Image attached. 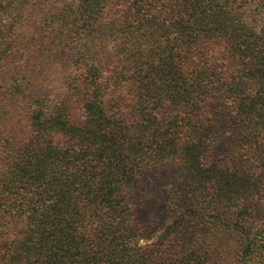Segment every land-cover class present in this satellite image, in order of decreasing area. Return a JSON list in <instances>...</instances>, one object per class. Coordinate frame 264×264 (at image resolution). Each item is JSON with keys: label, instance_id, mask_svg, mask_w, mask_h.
I'll return each mask as SVG.
<instances>
[{"label": "trees", "instance_id": "trees-1", "mask_svg": "<svg viewBox=\"0 0 264 264\" xmlns=\"http://www.w3.org/2000/svg\"><path fill=\"white\" fill-rule=\"evenodd\" d=\"M9 1L25 2L42 38L25 44L20 34L6 35L0 58V264H202L191 254L164 257V246L179 240L175 232L138 246L127 191L143 166L163 158L183 166L167 205L173 219L185 220L188 207L207 210L209 221L201 223L235 227L243 239L238 257L249 261L253 215L241 195L245 184L264 189V39L257 29L264 31V0ZM2 2L0 22L2 12L13 11ZM73 29H92L94 37L76 39ZM46 44L79 45L74 88L81 120L65 104L36 97L24 144L14 146L4 121L20 98L26 101L34 73L16 49ZM209 111L227 118L230 160H251L253 173L208 161L216 130ZM194 251L204 253L198 245Z\"/></svg>", "mask_w": 264, "mask_h": 264}, {"label": "rangeland", "instance_id": "rangeland-1", "mask_svg": "<svg viewBox=\"0 0 264 264\" xmlns=\"http://www.w3.org/2000/svg\"><path fill=\"white\" fill-rule=\"evenodd\" d=\"M2 3L4 10L13 6V11L6 12L7 16L3 12L1 13L4 18L0 22V41L3 43L0 58H2V55H6L7 51H4V47H7V49L9 47L7 45L9 42L5 38L6 35L17 36V34H20L25 39V44L29 43L32 38H36V40L42 38L38 36L37 28L39 26L37 22L32 23L33 21L29 19V11H27L24 1L10 2L9 0H3ZM120 10L121 6L117 5L115 8L117 17ZM160 21L162 23L164 19L161 17ZM257 21L256 19V23ZM257 26L261 38L264 39V31L261 30L259 25ZM71 32L76 39L82 38L90 41L94 37L92 29L85 33L78 32L75 29ZM85 43L92 47L94 42ZM78 46L69 44L52 47L46 44L36 49L29 48L27 52L22 46H17V52L19 54L23 53V62L21 63L23 68L31 66L30 70L34 73L31 75L30 84L26 87V101L24 98H20L8 120L6 117L4 121V127L10 133L8 138L12 145L21 144V141L24 144L29 128V102L36 97H46L51 106L60 103L65 104L73 118H79L80 104L75 101L76 95H79V93H75L76 89L74 88V80L78 74V63L75 62L74 48L77 49ZM17 52L13 51L15 57H17ZM32 55L33 58H31ZM32 62H34L33 65ZM2 72L5 73L6 70ZM79 89L82 90V88ZM124 92L130 97L136 94L133 87L130 86H126ZM107 99L109 98L107 97ZM106 109L109 110V107ZM213 118L216 130H213L209 137L215 144L212 143L210 146L212 151L208 154V161L227 166L230 170H244L246 174L253 173L254 164L251 160L249 161L245 157L236 160H230L231 157L229 158L233 133L231 129H227V118L220 112H213ZM80 120L77 121L80 122ZM209 137L207 136L204 141ZM238 143L236 140L232 146H238ZM19 146L21 147V145ZM182 167L179 160H165V158L148 166H143L136 177V186L127 191V198L134 213L135 224L139 229V234L142 235L138 241V246L145 247L154 243L157 244L161 239L168 241L173 239L172 232H175L176 239L179 240H174L177 241L175 244L164 246V249L161 250L164 257L169 258L173 253H178L180 257L186 254L199 256L202 264H264V189L259 188V191H251L245 184V190L242 191L245 193L241 195L243 203H247L242 208L246 209V212L251 216L253 215L250 219L251 224L248 233L250 240H253L252 242L255 245L253 255L249 261L244 263L238 257V250L242 248L241 240L243 239L238 238L239 234L237 233L239 231L235 227L211 229L201 223L209 221L207 219L210 217L208 211L203 210L201 212L195 207H188L181 212L186 216L185 220L173 219L175 216L173 217L171 207L168 209L167 205L169 206L168 201L173 200L177 189L180 188L183 176ZM166 200L167 202H165ZM191 218H194V221ZM177 226L179 227L177 228ZM196 245L203 248L205 254L202 252L201 254H204V257L194 251Z\"/></svg>", "mask_w": 264, "mask_h": 264}]
</instances>
